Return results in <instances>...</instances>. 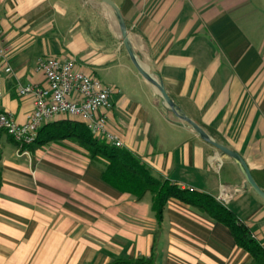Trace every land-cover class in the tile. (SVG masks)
Masks as SVG:
<instances>
[{"label":"crops","instance_id":"0c3cea01","mask_svg":"<svg viewBox=\"0 0 264 264\" xmlns=\"http://www.w3.org/2000/svg\"><path fill=\"white\" fill-rule=\"evenodd\" d=\"M113 1L142 65L187 117L241 155L264 190V0ZM83 7L77 0H0V112L24 123L33 97L19 96L16 85L44 84L40 57L75 55L84 73L114 88L107 128L122 147L155 178L180 187L212 196L221 184L242 187L226 207L264 247V199L233 159L166 109L119 45L112 9L101 31L88 29ZM113 69L123 73L104 81L99 72ZM63 119L71 118L45 124ZM23 151L0 133V264L251 262L227 226L177 198L156 219L150 193L137 200L113 188L102 180L103 166L70 140Z\"/></svg>","mask_w":264,"mask_h":264},{"label":"trees","instance_id":"16d2710c","mask_svg":"<svg viewBox=\"0 0 264 264\" xmlns=\"http://www.w3.org/2000/svg\"><path fill=\"white\" fill-rule=\"evenodd\" d=\"M9 138L17 145L19 151L33 145L70 140L86 152L92 163L103 166L102 180L113 188L129 193L137 200L146 193H150L151 208L156 219H161L166 201L171 197L177 198L227 226L235 242L251 255L250 264H264V247L252 237L247 225L233 210L222 205L208 193L182 188L176 182L167 179L155 178L140 157L127 148L115 147L94 137L80 121L63 119L44 124L38 130V136L33 145L21 144ZM150 262V258L140 257L129 260L117 259L110 264H148Z\"/></svg>","mask_w":264,"mask_h":264},{"label":"built area","instance_id":"2783aa9c","mask_svg":"<svg viewBox=\"0 0 264 264\" xmlns=\"http://www.w3.org/2000/svg\"><path fill=\"white\" fill-rule=\"evenodd\" d=\"M0 63H5L2 51H0ZM37 69L44 74V84L16 85V93L19 96L33 97L32 112L21 124L15 120L12 113L0 112V133L3 132L21 144L33 145L38 130L53 117L63 115L84 123L94 137L112 146L122 147L119 137L107 128L106 111L112 109L111 95L114 91L112 86L101 81L93 73H84L80 69L77 57L73 54L40 57L37 61ZM5 71L11 72L12 69L6 66ZM209 161L213 167L219 166L214 156H211ZM241 190L242 187L238 185L221 184L214 197L226 206Z\"/></svg>","mask_w":264,"mask_h":264},{"label":"water","instance_id":"95a60500","mask_svg":"<svg viewBox=\"0 0 264 264\" xmlns=\"http://www.w3.org/2000/svg\"><path fill=\"white\" fill-rule=\"evenodd\" d=\"M102 3L109 6L116 18L117 25L120 31V37L122 44L124 46V49L137 70V72L140 74V76L149 84H151L158 92L160 98L165 104L166 109L176 117V119L180 122H184L192 129L207 143L215 147L219 152L222 154L230 157L233 159L236 164L238 165L240 172L242 173L245 182L247 185L250 186V188L260 197L264 199V190L256 183L250 169L246 165L244 159L239 155L237 152L229 149L224 144L220 143L219 141L215 140L213 137H211L202 127H200L198 124H196L193 120H191L189 117H187L181 109L172 101V99L169 97V95L166 93L162 81L158 80L154 76H152L149 71L142 65V63L139 61L136 53L133 50L132 44L130 42L128 29L125 23V20L122 16V13L118 7V5L113 0H99Z\"/></svg>","mask_w":264,"mask_h":264},{"label":"rangeland","instance_id":"374dc122","mask_svg":"<svg viewBox=\"0 0 264 264\" xmlns=\"http://www.w3.org/2000/svg\"><path fill=\"white\" fill-rule=\"evenodd\" d=\"M77 3H79V5L81 4L84 5L83 14H84L85 20L89 18L90 20H87V21H91V23H89L88 25V29L101 30V27H103L104 25L107 26L108 19L106 17V14L108 13L109 8H107L106 5H104L98 0H77ZM88 14L89 16L88 18H86L87 17L86 15ZM112 29L116 31V33H118L115 22H113L112 24ZM121 44L122 43H120L119 45ZM120 71H124V69L121 68ZM118 72H119V69H113L111 70V74H108L106 71H100L99 73L101 77L103 78V80L107 82L110 80L111 76H113V73H115L114 76H120L123 73V72H120L118 75ZM127 77H130V79H132V76H130V74H127Z\"/></svg>","mask_w":264,"mask_h":264}]
</instances>
